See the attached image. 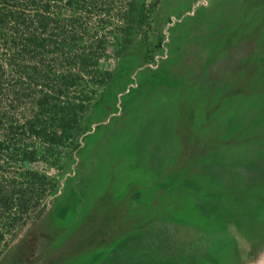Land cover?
Wrapping results in <instances>:
<instances>
[{
  "label": "rangeland",
  "instance_id": "374dc122",
  "mask_svg": "<svg viewBox=\"0 0 264 264\" xmlns=\"http://www.w3.org/2000/svg\"><path fill=\"white\" fill-rule=\"evenodd\" d=\"M101 58L111 80L61 167L34 166L57 189L0 264H264V144L244 130L264 102V0H160L147 39ZM209 148L222 164L200 161ZM199 188L213 222L195 218Z\"/></svg>",
  "mask_w": 264,
  "mask_h": 264
},
{
  "label": "trees",
  "instance_id": "16d2710c",
  "mask_svg": "<svg viewBox=\"0 0 264 264\" xmlns=\"http://www.w3.org/2000/svg\"><path fill=\"white\" fill-rule=\"evenodd\" d=\"M159 3L160 0H0L3 247L56 191V180L34 166L60 168L65 152L77 147L92 102L112 77L109 71L102 70L101 56H123L130 42L147 39ZM256 105L262 112L259 121L244 130L248 136L252 131L264 144L263 100ZM218 154L209 148L200 161L213 168L223 163L215 156ZM256 168V186L264 187V160ZM211 178L212 183L223 186H217V197L224 199L225 218L242 230L245 213L233 206L231 196L235 190L232 192L217 176ZM199 189L195 193V218L213 222L215 217L206 216L200 204L207 199V189ZM1 254L2 251L0 257Z\"/></svg>",
  "mask_w": 264,
  "mask_h": 264
}]
</instances>
